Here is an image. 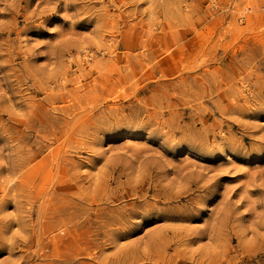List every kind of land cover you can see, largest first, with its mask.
Returning <instances> with one entry per match:
<instances>
[{
    "label": "rangeland",
    "instance_id": "1",
    "mask_svg": "<svg viewBox=\"0 0 264 264\" xmlns=\"http://www.w3.org/2000/svg\"><path fill=\"white\" fill-rule=\"evenodd\" d=\"M0 264H264V0H0Z\"/></svg>",
    "mask_w": 264,
    "mask_h": 264
},
{
    "label": "bare ground",
    "instance_id": "2",
    "mask_svg": "<svg viewBox=\"0 0 264 264\" xmlns=\"http://www.w3.org/2000/svg\"><path fill=\"white\" fill-rule=\"evenodd\" d=\"M110 40H112V38H109L107 41H110ZM84 52H85L84 48H80L79 53H77L75 55V59L79 63V65H78L79 67L83 66L84 65L83 63H87L89 65H92L91 64V61L93 60L92 55L89 52H86V53H84ZM83 53H84V55H82ZM88 59H90V60H88ZM243 89H245V87Z\"/></svg>",
    "mask_w": 264,
    "mask_h": 264
}]
</instances>
